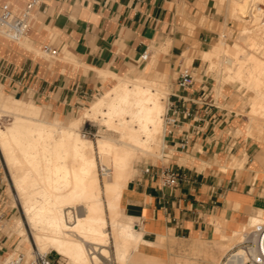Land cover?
I'll use <instances>...</instances> for the list:
<instances>
[{"label": "crops", "instance_id": "obj_1", "mask_svg": "<svg viewBox=\"0 0 264 264\" xmlns=\"http://www.w3.org/2000/svg\"><path fill=\"white\" fill-rule=\"evenodd\" d=\"M28 1L0 0V7L19 11ZM223 23L213 0H43L25 39L0 35V89L40 108L42 118L72 113L118 77L142 76L145 52L155 63L148 77H167L156 70L159 54L164 71L179 76L184 54L195 49L197 79L186 91L176 86L170 101L183 98L192 117L166 129L167 162L137 174L134 167L119 201V220L142 230L138 252L157 259L146 264H216L224 242L264 216V144L247 135L251 102L239 100L233 82L220 84L203 58ZM48 42L59 59L32 51ZM260 125L253 120L249 129ZM165 168L181 176L176 186L163 185ZM8 251L0 237V259Z\"/></svg>", "mask_w": 264, "mask_h": 264}, {"label": "bare ground", "instance_id": "obj_2", "mask_svg": "<svg viewBox=\"0 0 264 264\" xmlns=\"http://www.w3.org/2000/svg\"><path fill=\"white\" fill-rule=\"evenodd\" d=\"M261 3L264 0L228 2V10L233 16L240 18V13H245V18L249 17L246 23L250 26L241 29V35L250 48L248 52L236 49L235 59L239 61L235 68L228 69L231 72L226 79L251 84L255 93L250 103L252 115L259 114L264 119L261 117L264 116ZM253 6L255 8L250 12ZM257 45H263L260 52L263 58L252 51ZM225 49V45L224 48L219 44L210 46L203 52V58L214 64L215 57L223 54ZM147 61L142 76L118 77L116 83L81 114L64 123L41 119L40 108L19 100L11 99L17 106L8 102H5L8 105L0 104L2 112L18 118L7 131L0 128V150L12 171L15 198L25 219L24 224L22 220L14 223L13 231L22 234L26 232L24 225L30 228L38 253L44 255L51 249L68 259L65 264H106L111 253L108 245L112 241L111 255L119 264H146L157 260L138 252L140 244L146 242L142 230L119 220L120 197L131 180L135 162L144 156H153L154 147L163 140L162 118L166 111L167 87L160 74L153 77L159 80L157 85L150 83L148 74L154 62L153 58ZM85 121L99 122L106 128L95 146L79 134ZM261 123L256 132L264 141V121ZM97 159L102 165L105 163L103 181L99 177ZM77 205H80V212ZM261 216V213L254 216L250 224L244 226L250 229L239 233L241 239L238 237V242L246 240L256 224H264ZM34 253L30 249L26 257L33 258ZM12 256L9 254L6 260ZM244 261V258L236 257L231 263L243 264Z\"/></svg>", "mask_w": 264, "mask_h": 264}, {"label": "rangeland", "instance_id": "obj_3", "mask_svg": "<svg viewBox=\"0 0 264 264\" xmlns=\"http://www.w3.org/2000/svg\"><path fill=\"white\" fill-rule=\"evenodd\" d=\"M228 2H229V0H213V5L216 9L217 15L221 16L224 19L223 26H220L221 28L216 31L217 35H216V39L214 40L213 43L217 42V44L221 45L223 48L225 45L226 49L224 50L223 54L221 53L218 57H215L216 62L214 64L211 63V68H209V70L211 73L216 74V79L218 80V82L220 84L229 82L225 78V76L227 77L229 75V72H231V69L235 68L238 61H239V60L235 59L234 54L236 53V49L237 50L240 49V50H243L244 52H248L249 48H250V46L248 47V45H246L245 37L241 35V29H243L244 27L250 26L248 23H246L247 19L244 16L245 13H243V14L240 13V15H241L240 18L238 16H237L238 17L237 18L236 15L233 16L232 13L230 12V10H228L229 9L228 8ZM227 24H229L228 27H227ZM189 27L191 29L193 28V26H191V25ZM212 27H214V26H212ZM212 30H213V28H212ZM258 42H259V40H258ZM257 46H255L252 49V51L257 52L256 54L254 52V54L255 55L259 54L257 56H260L261 58H263V56H261L262 54L260 53L261 51H263L262 50L263 45H257ZM32 51L38 55H43V56H45V58L50 59V57L42 54L39 51V49L38 50L32 49ZM194 52H195V49L193 48V49H191L190 52L184 54L185 63L183 65L182 69L188 68L189 70L193 71L191 68V62L193 59ZM162 53L163 54L167 53L166 48L162 50ZM150 55L151 54H148L147 56L142 57L140 59V61L137 64L138 70H141L142 67L148 63L147 59L149 58ZM221 55H223V56H221ZM55 59H59V57H57ZM219 59L221 60V63H220ZM227 66H229V67H227ZM224 67H226V68H224ZM229 68H231V69L228 70ZM156 70L160 73H166V75H167L166 78L161 80L163 82V84L167 87V92H168L167 102H166V111H165V114H166L169 103L171 101V94H173L175 92L174 89L176 88V81L178 78V73H175V72L169 73L167 71H164L163 65H162L161 59H160V54L157 58ZM193 77L195 79H197V73L193 72ZM149 78H151L150 83L152 85H157L159 83L158 79L156 80V78H152L151 76H149ZM113 85H114V81H109V83L107 84L108 88L112 87ZM231 85L234 86L235 90L237 91L238 98L240 101H246V102L249 101V103H250L252 101V99L255 97V93L253 92V90L251 88V84L241 82L240 84L234 83ZM103 93H104V89L101 88L98 93H96L93 97H91L85 103H83L78 109H75L72 113H70L68 115H62V116L61 115L60 116L59 115H52L47 111L45 117L42 118V116H40V118L44 119V120H49V121H51V120L56 121L58 123L65 122L68 118H74L75 119V117H77L79 114H81L84 111V109L88 108L89 105L94 100H96L98 97H100ZM11 99H14V98L10 95L5 94L0 89V104H4V105L9 104L11 106H17L15 103H14L15 105H13V102H12V101H15L16 99L15 100H11ZM5 102H8V104ZM247 105H248V103H247ZM25 106L26 105H23V107H25ZM32 106H34V105H32ZM249 107H250L249 112H246V117L249 121V125H250V122L253 121L252 120L253 118H256V119L259 118L258 121L263 122L264 119L260 118L259 114H256L255 116L252 115L253 108L251 107V104ZM42 109L44 111V108H42ZM0 112H1L0 113V128L4 131H7V129L10 127V125L18 118L16 116L10 114V113L2 112L1 110H0ZM165 114L162 118V120H163L162 121L163 137H164L165 131L167 129V128L165 129V126H164ZM261 117L264 118V116H262V115H261ZM56 118H59L61 120V122L56 120ZM249 125L247 127V129H248L247 135L249 137L258 139L260 141V143L264 144V141L261 140L262 135H259L260 133L258 134L256 132L255 126L251 127L252 129L250 130ZM104 129H106V128L103 126V124H101L99 122L85 121L84 124L82 125L80 131H79V134H81V136L84 139L91 141L92 144L95 146L97 139H100L101 136H103L102 132H104ZM256 136L257 137L259 136L260 138H256ZM154 149H156L155 152H154ZM154 149H153V154H152L153 156H151V155H148L147 157L144 156L143 157L144 159L135 163L134 167L136 169V174L141 169H144L148 165L157 164L159 162V160H163L164 163L167 162V160H166L167 158L165 156V154L167 153V147H166V145L163 146V140H162V143L160 141L158 146L154 147ZM97 160H99V159H97ZM97 163H98V172L100 175L99 177H100V180L103 181V179H104V177H103L104 172L103 171L105 170V167H104L105 163H104V165H102L100 160L97 161ZM10 175L12 176V171L9 168L8 160H6V157H4V154H2V151L0 150V196H1L0 197V214H1L0 215V237L7 240L8 246H9V251L6 255H4L0 259V264H2L6 260V258L8 257L9 254H13V255H15L17 253L27 254L30 249H32L33 252H37V247H35V243L33 242L34 238L32 237V230L30 228H28L27 226L24 225L26 232H24L22 234H18L15 230L13 231V229L16 227L15 224H17V222H19L21 220L23 221V224H24L25 219H24L22 207L16 201V198H15L16 190L13 186V183H12L13 181H12V178ZM263 194H264V191H263ZM79 206L80 205H77L78 212H80ZM261 217L264 218L263 215ZM249 229L247 228V229H245V231H247V230L249 231ZM236 235L233 236L234 240L231 239V240H227L226 242H224L222 254L225 251L229 250L231 248V246H233L235 243H237L241 239L240 238L241 235L239 233H237ZM108 250L113 254V252H112L113 251L112 241L108 245ZM46 251H47L48 257L51 260L57 261V262H59V264H63V263L65 264L68 262L67 258L65 259L64 257L59 256L55 251H53L51 249H48ZM111 253H110V258H108L106 260V264H119L117 261L115 262V258L113 255H111ZM66 260H67V262H66ZM216 264H220V262L217 261Z\"/></svg>", "mask_w": 264, "mask_h": 264}, {"label": "built area", "instance_id": "obj_4", "mask_svg": "<svg viewBox=\"0 0 264 264\" xmlns=\"http://www.w3.org/2000/svg\"><path fill=\"white\" fill-rule=\"evenodd\" d=\"M43 0H30L25 6L19 10L9 9L8 7H0V35L12 41L20 42L28 34L34 19V10ZM139 2L141 0H134ZM260 19L264 25V3L259 4ZM255 8L253 6L250 12ZM247 20L249 17L246 18ZM39 51L55 59L58 57V51L52 48L48 42L39 48ZM145 52L142 57L147 56ZM193 76L188 68L180 71L176 81V86L180 91H186L193 84ZM180 102H170L165 114V129H176L182 120L192 117V111L185 106L183 98L174 96ZM186 142L182 144V147ZM149 172V169H146ZM163 185L176 186L181 181V176L169 168H165L162 172ZM244 258L243 264H264V224H256L250 231L249 237L241 242L235 243L220 261V264L231 263L233 258ZM2 264H59V262L51 260L48 254L34 253L33 258H27L26 254L17 253ZM232 264V263H231Z\"/></svg>", "mask_w": 264, "mask_h": 264}]
</instances>
